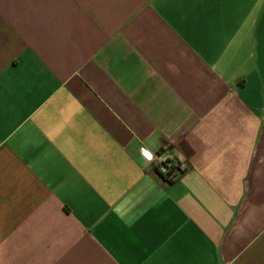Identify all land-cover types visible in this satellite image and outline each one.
Wrapping results in <instances>:
<instances>
[{"label": "crops", "instance_id": "obj_1", "mask_svg": "<svg viewBox=\"0 0 264 264\" xmlns=\"http://www.w3.org/2000/svg\"><path fill=\"white\" fill-rule=\"evenodd\" d=\"M0 264H264V0H0Z\"/></svg>", "mask_w": 264, "mask_h": 264}, {"label": "built area", "instance_id": "obj_2", "mask_svg": "<svg viewBox=\"0 0 264 264\" xmlns=\"http://www.w3.org/2000/svg\"><path fill=\"white\" fill-rule=\"evenodd\" d=\"M149 153L151 159L148 156L147 159L151 162H154L160 173L168 180L171 181L174 177L177 176L179 172H183L186 169V165L176 162L174 159H171V154L167 150L159 153L152 154L149 151H144Z\"/></svg>", "mask_w": 264, "mask_h": 264}, {"label": "snow or ice", "instance_id": "obj_3", "mask_svg": "<svg viewBox=\"0 0 264 264\" xmlns=\"http://www.w3.org/2000/svg\"><path fill=\"white\" fill-rule=\"evenodd\" d=\"M144 155H145V156H148V157H149V159H151V157H150L149 153L145 152V153H144Z\"/></svg>", "mask_w": 264, "mask_h": 264}, {"label": "clouds", "instance_id": "obj_4", "mask_svg": "<svg viewBox=\"0 0 264 264\" xmlns=\"http://www.w3.org/2000/svg\"><path fill=\"white\" fill-rule=\"evenodd\" d=\"M145 153V152H144Z\"/></svg>", "mask_w": 264, "mask_h": 264}]
</instances>
